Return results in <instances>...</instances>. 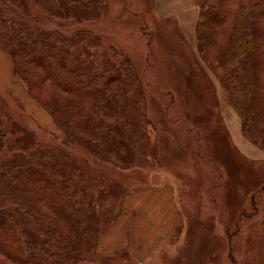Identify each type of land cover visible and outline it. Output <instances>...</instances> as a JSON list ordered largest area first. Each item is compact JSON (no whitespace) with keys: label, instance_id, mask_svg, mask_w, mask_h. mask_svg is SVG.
Listing matches in <instances>:
<instances>
[{"label":"trees","instance_id":"trees-1","mask_svg":"<svg viewBox=\"0 0 264 264\" xmlns=\"http://www.w3.org/2000/svg\"><path fill=\"white\" fill-rule=\"evenodd\" d=\"M195 1L197 49L212 60L245 135L263 141L264 0ZM4 3L21 8L22 15L8 18ZM107 11L108 0H0V46L15 62L14 74L51 110L65 144L127 168L144 164L156 151L136 63L116 48L118 61L106 52L97 57L101 39L93 30L68 35L28 22L49 16L80 21ZM8 128L0 110V153L11 151L0 159V264L91 259L102 208L94 190L77 183L86 178L85 168L67 152L39 146L36 134L19 123ZM10 135L18 136L8 142Z\"/></svg>","mask_w":264,"mask_h":264},{"label":"rangeland","instance_id":"rangeland-1","mask_svg":"<svg viewBox=\"0 0 264 264\" xmlns=\"http://www.w3.org/2000/svg\"><path fill=\"white\" fill-rule=\"evenodd\" d=\"M2 6L8 18L22 15L21 8ZM192 6L197 11L189 28L181 15ZM199 12L195 0H108L106 15L97 18L28 19L35 27L68 35L93 30L101 39L97 57L106 52L118 61L116 48L136 63L156 151L144 164L127 168H117L80 145L65 144V132L51 110L14 74V60L0 46L6 54L0 53V60L9 56L12 65L10 84H0L6 127L19 123L36 134L39 146L67 152L85 168L86 178H77V183L94 190L102 208L97 248L128 194L166 183L175 189L181 227L161 239L142 263H134L123 247L114 256L92 252L89 258L101 264H264V139L245 135L240 114L209 65L212 60L198 51ZM239 133L259 158L247 154L250 149L237 139ZM17 136L10 135L8 142ZM10 153L5 149L0 159ZM12 212L24 220L19 209Z\"/></svg>","mask_w":264,"mask_h":264},{"label":"crops","instance_id":"crops-1","mask_svg":"<svg viewBox=\"0 0 264 264\" xmlns=\"http://www.w3.org/2000/svg\"><path fill=\"white\" fill-rule=\"evenodd\" d=\"M195 9L193 6L189 7L188 12L192 15ZM181 19L185 24L182 15ZM0 53L4 54L1 51ZM7 57L10 59L9 56ZM7 57L3 56L4 59L0 60V84L3 85H9L12 76V65L10 66ZM234 120L233 124L237 125V117ZM237 139L248 145L250 151H246L247 154L249 153L251 157H260V154L249 147V141L240 133ZM118 211V217L109 232L103 233L97 253L102 257L114 256L118 250L126 247L134 263H142L155 253L159 241L168 234L176 232L181 227L183 219L182 209L176 202L175 189L170 183L144 187L128 194L123 199L122 209L119 208ZM112 260L114 262L116 259ZM79 264L101 263L92 259H83Z\"/></svg>","mask_w":264,"mask_h":264},{"label":"bare ground","instance_id":"bare-ground-1","mask_svg":"<svg viewBox=\"0 0 264 264\" xmlns=\"http://www.w3.org/2000/svg\"><path fill=\"white\" fill-rule=\"evenodd\" d=\"M182 18H183V20L185 21V24H187L188 27L191 28L192 21H193V17H192V15H191V13L188 12L187 9H186V10L184 9V11H183V13H182ZM189 28H188V29H189Z\"/></svg>","mask_w":264,"mask_h":264}]
</instances>
